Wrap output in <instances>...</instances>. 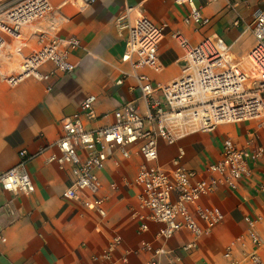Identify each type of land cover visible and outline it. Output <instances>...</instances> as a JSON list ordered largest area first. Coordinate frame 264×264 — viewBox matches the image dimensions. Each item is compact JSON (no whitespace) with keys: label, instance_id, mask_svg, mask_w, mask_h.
<instances>
[{"label":"crops","instance_id":"1","mask_svg":"<svg viewBox=\"0 0 264 264\" xmlns=\"http://www.w3.org/2000/svg\"><path fill=\"white\" fill-rule=\"evenodd\" d=\"M53 12L35 24L60 37H76L80 47L69 52L75 64L70 74L55 73L46 81L27 77L16 85L0 82V170H7L19 161L18 152H38L61 134L62 119L79 109L89 94L96 96L92 117L82 116L86 129L93 130L114 121V111L126 102H133L144 114L149 99L142 96L136 75L145 74L152 86L166 85L181 75L183 50L172 37L175 32L190 44L206 38L221 37L230 46L229 63H241L254 44L252 22L254 13L264 9V0H195L201 14L209 19L204 25L185 23L186 8L175 0H96L84 4L81 0H48ZM141 8L155 24L164 26V37L157 50L160 71L148 67L133 69L123 62L126 31L119 29L117 19L127 8ZM26 42H14L5 34L8 44L0 63V75L16 73L24 56L36 47V38L24 29ZM21 57L18 65L9 67L3 58ZM51 63L41 67L47 72ZM126 74L121 84L116 80ZM48 87L50 89H48ZM153 96L161 99V93ZM264 145V133L256 122L245 121L218 125L214 130L187 133L174 144L158 143V164L168 166L181 149V163L190 170L203 172L220 158L221 144L230 138L243 146L252 134ZM132 152L135 146L131 147ZM80 155L85 152L78 149ZM43 155L25 164L34 191L13 195L0 187V264H90L91 256L101 253L116 235L121 240L109 261L101 264H143L149 254L140 249L141 241L160 245L156 238L158 224L149 223L145 232L138 229L135 211L138 209L139 187L133 184L141 157L133 154L123 158L113 149L102 168L96 170L101 188L98 195L105 198L104 216L95 208L63 196L72 176L69 166L47 163ZM264 182V155L249 163V173L237 188H216L202 198L203 205H215L224 219L210 234L194 241L186 230L175 232L165 243L167 253L161 264H227L224 247L246 229L244 216L264 215V197L258 186ZM261 240L258 252L264 260V221L257 225ZM251 249L252 246L248 245ZM125 258L126 261L122 262Z\"/></svg>","mask_w":264,"mask_h":264},{"label":"built area","instance_id":"2","mask_svg":"<svg viewBox=\"0 0 264 264\" xmlns=\"http://www.w3.org/2000/svg\"><path fill=\"white\" fill-rule=\"evenodd\" d=\"M91 4L96 0H81ZM186 8L184 22L204 25V17L195 0H175ZM53 12L48 0H18L11 5L0 0V63L8 44L5 34L14 42H26L23 30L36 38V47L24 56L16 73L0 75V82L16 85L27 77L46 81L55 73L70 74L75 64L68 59L69 52L80 47L78 38L60 37L35 23L47 20ZM119 29L126 31L123 62L133 69L148 67L156 72L161 67L157 50L164 37V26L153 23L143 9L127 7L118 17ZM254 44L241 63H229V45L221 37L206 38L190 44L180 33L172 37L183 50L184 64L181 75L166 85L152 86L148 76L137 74L142 96L149 99L145 113L141 114L133 102H126L114 111V121L109 125L89 130L83 125L82 116L91 118L96 96L89 94L80 102L79 109L62 119L61 134L36 153L26 149L18 152L19 161L7 170H0V187L13 195L29 194L34 184L25 164L46 151V162L58 167L69 166L72 180L63 196L80 202L84 207L95 208L104 216L105 198L98 195L101 188L96 170L102 168L110 152L117 148L123 158L133 154L141 157L133 184L139 187L137 195L138 229L145 232L149 223L158 224L156 238L160 245L141 241L140 249L149 257L143 264H161L167 253L164 243L177 231H188L194 241L210 234L212 228L224 219V213L215 205L200 204V200L220 186L238 187L240 180L249 173V163L264 155V145L252 134L243 146L230 138L221 144L220 158L208 164L203 172L187 169L182 163L183 151L168 166L158 164V143L170 145L187 133L214 130L220 124L256 122L264 133V9L254 13L252 22ZM47 63V72L41 67ZM126 74L116 80L121 84ZM48 89H50L48 87ZM161 93V99L153 96ZM135 146L132 152L131 147ZM78 149L85 152L81 156ZM264 197V182L258 186ZM246 229L226 244L223 258L227 264H264L258 247L261 244L257 225L264 215L244 216ZM2 233L0 230V239ZM121 238L114 236L108 246L91 256L90 264L109 261ZM248 245H251L250 249ZM126 259L123 258L122 262Z\"/></svg>","mask_w":264,"mask_h":264},{"label":"rangeland","instance_id":"3","mask_svg":"<svg viewBox=\"0 0 264 264\" xmlns=\"http://www.w3.org/2000/svg\"><path fill=\"white\" fill-rule=\"evenodd\" d=\"M2 1H3L4 3L8 4V5H11V4H13L14 2H16V1H18V0H2ZM20 60H21V57L18 56V55H16V54H14L13 59L10 60V61L7 60V58H3V61H4L5 63H7V64H6L7 66H8V63H9V67H10V69L16 67V66L18 65V63H19Z\"/></svg>","mask_w":264,"mask_h":264}]
</instances>
